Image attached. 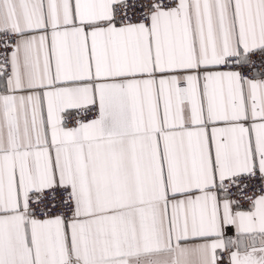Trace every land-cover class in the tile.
I'll return each mask as SVG.
<instances>
[{"label": "snow or ice", "instance_id": "obj_1", "mask_svg": "<svg viewBox=\"0 0 264 264\" xmlns=\"http://www.w3.org/2000/svg\"><path fill=\"white\" fill-rule=\"evenodd\" d=\"M0 264H264V0H0Z\"/></svg>", "mask_w": 264, "mask_h": 264}, {"label": "crops", "instance_id": "obj_2", "mask_svg": "<svg viewBox=\"0 0 264 264\" xmlns=\"http://www.w3.org/2000/svg\"><path fill=\"white\" fill-rule=\"evenodd\" d=\"M229 235H233V233L232 232H229Z\"/></svg>", "mask_w": 264, "mask_h": 264}]
</instances>
